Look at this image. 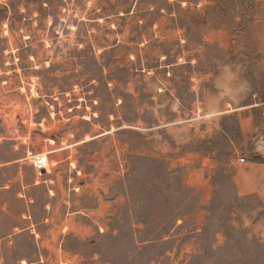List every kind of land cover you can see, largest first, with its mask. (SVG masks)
I'll return each mask as SVG.
<instances>
[{"label":"rangeland","instance_id":"rangeland-1","mask_svg":"<svg viewBox=\"0 0 264 264\" xmlns=\"http://www.w3.org/2000/svg\"><path fill=\"white\" fill-rule=\"evenodd\" d=\"M0 2V264H264V0Z\"/></svg>","mask_w":264,"mask_h":264},{"label":"crops","instance_id":"crops-1","mask_svg":"<svg viewBox=\"0 0 264 264\" xmlns=\"http://www.w3.org/2000/svg\"><path fill=\"white\" fill-rule=\"evenodd\" d=\"M205 98L209 92H204ZM215 98V97H214ZM222 101L218 105L216 114L246 111L249 114H258L259 118L251 124L253 128V154L240 160V157H232L229 161V178L235 194L240 198L255 196L264 198V97L254 92L238 105H232L230 99L216 98ZM236 106V107H233ZM230 107V109H229Z\"/></svg>","mask_w":264,"mask_h":264},{"label":"built area","instance_id":"built-area-1","mask_svg":"<svg viewBox=\"0 0 264 264\" xmlns=\"http://www.w3.org/2000/svg\"><path fill=\"white\" fill-rule=\"evenodd\" d=\"M29 160L37 172L50 171V157L47 152L31 154ZM240 160H244V158H240Z\"/></svg>","mask_w":264,"mask_h":264},{"label":"trees","instance_id":"trees-1","mask_svg":"<svg viewBox=\"0 0 264 264\" xmlns=\"http://www.w3.org/2000/svg\"><path fill=\"white\" fill-rule=\"evenodd\" d=\"M116 230H118V229H116ZM139 231L141 230V229H138ZM164 229H161V230H159V231H161V232H159V234H158V232H157V234H156V232H155V234H153V235H151V236H149V238H147V239H145V240H143V241H152V242H154V241H157L158 239H162V237H163V234H165V231H163ZM112 231H115V229H113ZM141 231H146V228H144L143 230H141ZM111 235L113 236L114 234H113V232H111ZM131 238L133 239V240H136V236H135V229H133V230H131Z\"/></svg>","mask_w":264,"mask_h":264},{"label":"bare ground","instance_id":"bare-ground-1","mask_svg":"<svg viewBox=\"0 0 264 264\" xmlns=\"http://www.w3.org/2000/svg\"><path fill=\"white\" fill-rule=\"evenodd\" d=\"M52 141V140H51ZM53 142V141H52Z\"/></svg>","mask_w":264,"mask_h":264},{"label":"flooded vegetation","instance_id":"flooded-vegetation-1","mask_svg":"<svg viewBox=\"0 0 264 264\" xmlns=\"http://www.w3.org/2000/svg\"><path fill=\"white\" fill-rule=\"evenodd\" d=\"M1 3V2H0Z\"/></svg>","mask_w":264,"mask_h":264}]
</instances>
